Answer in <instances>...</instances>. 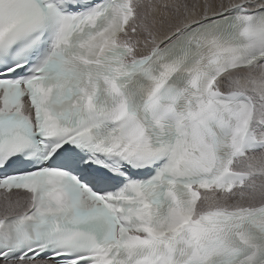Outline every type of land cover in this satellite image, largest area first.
<instances>
[{"label":"snow or ice","instance_id":"snow-or-ice-1","mask_svg":"<svg viewBox=\"0 0 264 264\" xmlns=\"http://www.w3.org/2000/svg\"><path fill=\"white\" fill-rule=\"evenodd\" d=\"M0 264H264V0H0Z\"/></svg>","mask_w":264,"mask_h":264},{"label":"bare ground","instance_id":"bare-ground-1","mask_svg":"<svg viewBox=\"0 0 264 264\" xmlns=\"http://www.w3.org/2000/svg\"><path fill=\"white\" fill-rule=\"evenodd\" d=\"M2 196H3V193H0V203H2Z\"/></svg>","mask_w":264,"mask_h":264}]
</instances>
